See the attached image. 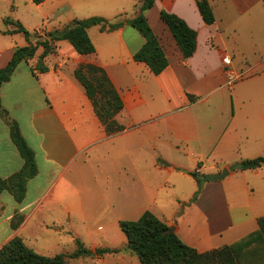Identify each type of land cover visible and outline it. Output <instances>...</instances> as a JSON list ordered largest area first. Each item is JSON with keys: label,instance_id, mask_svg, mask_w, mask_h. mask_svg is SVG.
<instances>
[{"label": "crops", "instance_id": "crops-1", "mask_svg": "<svg viewBox=\"0 0 264 264\" xmlns=\"http://www.w3.org/2000/svg\"><path fill=\"white\" fill-rule=\"evenodd\" d=\"M142 2L39 3L48 4L42 14L49 20L64 12L66 22L99 15L124 24L112 31L91 26L93 54H80L68 40L59 41L45 59L49 69L35 73L40 47L0 86L2 106L19 123L38 165L21 202L8 190L0 192V248L28 229L39 232L50 224L82 240L77 223H86V201L102 197L103 191L108 203L105 214L110 215L88 231L89 236L98 235L91 243L92 252L101 246L124 248L127 236L120 221L138 219L146 210L174 226L179 238L199 252L230 245L258 228L264 216V166H232L264 152V1L209 0L215 21L207 24L196 0H155L146 16L169 60L158 75L134 59L146 40L126 21L138 15ZM162 11L177 14L197 31L192 56H183ZM12 25L5 30H13ZM8 34L13 40L0 49V67L16 47L28 43L21 32ZM224 54L231 56L230 67L222 61ZM253 55L260 57L251 61ZM82 63L98 64L109 74L124 102L117 115L124 130L106 132L75 76ZM243 64L256 71L254 77L229 84L226 69L236 72ZM23 165L10 127L0 115V176L9 177ZM225 168L229 174L222 180L198 181L192 174ZM88 178L96 182L92 181L95 191L87 188ZM16 213L25 221L14 229ZM68 234L62 233L63 240ZM107 254L98 256L105 260ZM115 254L116 264H135L133 256L138 258L126 251Z\"/></svg>", "mask_w": 264, "mask_h": 264}, {"label": "trees", "instance_id": "trees-1", "mask_svg": "<svg viewBox=\"0 0 264 264\" xmlns=\"http://www.w3.org/2000/svg\"><path fill=\"white\" fill-rule=\"evenodd\" d=\"M41 3L44 0H34ZM264 1V0H263ZM199 11L207 24L215 21V15L209 0H196ZM155 0H143L140 12L126 22L135 27L144 37L145 43L135 52L134 59L144 62L150 70L158 75L169 65L168 57L153 31L146 12L153 7ZM162 20L168 25L183 56H192L198 45V33L175 13L162 11ZM6 24H13V30H5L4 34L21 32L27 44L15 48L9 62L0 67V86L10 80L18 65L34 58L40 47L39 64L33 71L45 72L49 67L44 63L47 55L54 52L57 43L68 40L80 54H93L96 46L88 29L100 25L102 31H112L124 24V21L112 22L106 17L95 15L88 18H75L63 27L30 31L19 20L5 19ZM36 73V72H35ZM76 78L84 85L94 109L105 126L108 134H115L125 129L117 120V115L124 107L122 97L113 84L104 67L95 63H82L75 69ZM0 115L6 119L13 142L20 151L24 165L21 170L9 177L0 176V192L10 191L18 202H21L27 190L28 180L38 173L35 151L24 137L19 123L13 119L7 109L2 106L0 98ZM264 166V156L244 159L232 166V169H249ZM200 177L198 172L192 173ZM199 189L192 201L200 193ZM23 220L21 213H16L12 219V227L17 228ZM259 226L230 245H225L206 252L184 243L176 231L168 232L169 225L151 210H146L138 219H123L120 227L127 236L124 248H98L95 254L130 252L138 256L141 264H264V216L258 220ZM76 249L71 253L44 255L29 247L21 236L8 240L0 248V264H67L68 259H78L92 254L80 238H75Z\"/></svg>", "mask_w": 264, "mask_h": 264}, {"label": "rangeland", "instance_id": "rangeland-1", "mask_svg": "<svg viewBox=\"0 0 264 264\" xmlns=\"http://www.w3.org/2000/svg\"><path fill=\"white\" fill-rule=\"evenodd\" d=\"M76 5H79L80 0H73ZM48 9V4L39 5L34 0H0V49L7 46V43H10L13 39L12 36L9 34H4L3 31L7 29L9 24H6L5 19L9 17L12 20H19L22 22L25 27H27L29 30L34 31L39 26H49L52 29L59 28L56 26L57 24L66 25L70 22L67 18L64 17V12L61 13L58 16L51 17L50 20L46 17H43L42 12L44 10ZM79 9V8H78ZM66 16V15H65ZM63 23V24H62ZM63 25V26H64ZM62 26V27H63ZM11 27H15V25H12ZM261 39V41H263ZM43 52V51H42ZM48 56V55H47ZM46 56V57H47ZM260 56H251V61L257 60ZM46 59V58H45ZM44 59V63L46 64ZM36 60V65L39 64V56ZM47 65V64H46ZM237 74H241L242 72L245 74L241 78H238L233 81L234 85L243 82L244 80H249L253 78L256 71H250L248 69L247 65H242L236 70ZM256 153V152H255ZM258 153V152H257ZM258 156H264V152L259 154ZM235 165V164H234ZM193 173V172H192ZM91 179H86V186L87 188L92 187L95 191L96 182ZM201 189V186H200ZM101 192V191H100ZM96 192H94L95 194ZM103 196L94 198L92 202L86 201V223H82L78 221L77 227L80 233L82 234L83 241L85 242V246L89 248L90 250H94V247H90L92 242H95L98 240L97 233H94L93 235L89 236L88 231L90 229H94V227H97L98 224L104 223L106 221V218H109L110 214H105L106 207H107V201L105 198V192H101ZM110 195V194H109ZM25 217L23 216L22 223H24ZM20 225L18 227H20ZM17 227V228H18ZM42 230L39 232H35L31 229L26 230L23 233L22 238L24 241L30 246L33 247L37 252L45 254V255H55L57 253H71L76 249L75 244V235L71 233V231L67 229H63L61 226L56 224H50L49 228H45L44 225L42 226ZM13 228V227H12ZM15 228V229H17ZM62 230H64L62 232ZM70 233L68 235H64V238L66 240H63L61 235ZM73 237V239H71ZM101 248H104L101 246ZM95 252V251H94ZM105 257V260H102L98 255L96 254H90L88 256H85L83 258L78 259H68L67 264H116V258L117 255L115 253L107 254ZM133 260H135V264H141L139 259L137 257L133 256Z\"/></svg>", "mask_w": 264, "mask_h": 264}, {"label": "water", "instance_id": "water-1", "mask_svg": "<svg viewBox=\"0 0 264 264\" xmlns=\"http://www.w3.org/2000/svg\"><path fill=\"white\" fill-rule=\"evenodd\" d=\"M229 174L228 168L223 169L221 172L216 173H204L199 178L198 181H216V180H222ZM174 231V226H170L168 229V232ZM94 254V252H93Z\"/></svg>", "mask_w": 264, "mask_h": 264}, {"label": "built area", "instance_id": "built-area-1", "mask_svg": "<svg viewBox=\"0 0 264 264\" xmlns=\"http://www.w3.org/2000/svg\"><path fill=\"white\" fill-rule=\"evenodd\" d=\"M222 61L227 67H230L232 64V59L229 54H224ZM226 74L227 81L229 84H233L234 80L241 78L243 75H245L243 72L241 74H237V72L233 71L231 68L226 69Z\"/></svg>", "mask_w": 264, "mask_h": 264}]
</instances>
